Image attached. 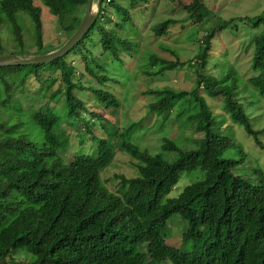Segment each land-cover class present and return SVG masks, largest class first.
<instances>
[{
	"label": "trees",
	"instance_id": "16d2710c",
	"mask_svg": "<svg viewBox=\"0 0 264 264\" xmlns=\"http://www.w3.org/2000/svg\"><path fill=\"white\" fill-rule=\"evenodd\" d=\"M87 1L41 0L59 19L65 40L79 26L82 16L77 11L84 10ZM189 1L187 12L200 19L199 12L205 4L201 0ZM139 4H147V0H129L128 8L114 0L109 3L102 0L91 30L66 55L47 64L0 68L3 110L15 99L19 87L33 76L51 98L63 96L68 119L84 121L85 126L92 124L91 128L86 127V134L97 144L93 155L77 154L66 163L62 150L68 143L54 132L60 122L56 114L32 112L30 123L41 136H34L32 130L23 131L22 121L9 123V119L0 115V264L13 258L14 253H22L26 264H264V175L255 169L252 172L255 182L242 177L238 168L245 158L237 145L240 156H225L234 144L217 133L220 128L213 126L206 97L199 91L200 88L206 91L211 99L225 97L230 119L262 146L257 138L261 131L251 127L242 105L232 98L237 87L235 79L200 73L205 68L213 37L218 30L227 28L229 22L203 31L196 55L198 63H193L197 67L194 87L179 91L165 87L144 93L155 98L145 114L157 118L151 125H142L146 118L143 117L123 131L100 125L104 137L94 132L95 123L102 117L97 109L90 111L76 91L88 89L98 106L105 109L118 107V99L112 93L90 85L84 87L80 80L113 82L100 65L102 57L111 54L119 60L120 52L134 56V44L125 38L122 24H132L130 12L137 10ZM113 13L121 17L120 24L113 22ZM20 15L29 16L36 36V49L28 53L51 51L42 44L41 9L34 0H0V28L8 24L19 48V52L6 54L0 38V56L25 54ZM180 22L168 18L156 24L155 38H161ZM187 26L181 24L180 28L184 30ZM260 26L262 30L255 37L251 58L254 76L247 83L264 103V17L253 18L252 27ZM92 30L99 36L100 51L97 56L87 58L81 48ZM75 53L82 55V72L67 61L68 55ZM172 53L175 61L149 53L145 59L148 69L143 74L160 76L180 67L178 55ZM4 69L10 71L4 74ZM44 72L48 78L43 82ZM11 75L16 77L15 81L10 82ZM57 81L58 88L52 91ZM175 109L174 118L179 126L169 135L162 131ZM186 128L192 136L180 147L175 138L179 130ZM134 134L159 137V144L152 150ZM187 143L194 146L185 147ZM115 146L132 160L135 175H114L113 182H117L112 184L114 192L102 180L101 173L113 162ZM183 174L200 178L170 196ZM168 225L179 227L180 245L167 242L172 239Z\"/></svg>",
	"mask_w": 264,
	"mask_h": 264
},
{
	"label": "rangeland",
	"instance_id": "374dc122",
	"mask_svg": "<svg viewBox=\"0 0 264 264\" xmlns=\"http://www.w3.org/2000/svg\"><path fill=\"white\" fill-rule=\"evenodd\" d=\"M124 8H128L129 0H114ZM205 5L199 12V18L195 19L192 12H187V7L190 5L189 0H147V4H139L138 9L130 12L132 24L123 23L125 38L129 39L134 44V56L120 52L119 60H115L111 54H105L100 63L113 82L99 84L95 79L82 78L80 82L84 87L94 86L112 93L119 102L118 107L105 109L98 106V102L93 94L88 89L76 91L78 97L81 98L88 109L94 110L102 120L96 122L94 132L99 137H104L105 134L100 132V125L105 128L115 127L119 131H123L130 123L141 122L142 125H151L156 120L153 115L147 113L148 104L155 101V98L144 93L147 90H160L162 88H172L176 91L189 90L195 84V71L197 70L196 55L199 52V39L203 35V31L218 27L219 24L229 22L227 28L218 30L211 41V50L205 61V68L201 69L200 73L207 76L225 75L229 80L235 79L236 89L232 92V98L242 105L247 118L250 121L251 127L255 131H261L258 135V140L262 143L257 144L253 136L248 135L244 128L238 123L232 121L229 113L226 112L228 101L225 97L211 99L207 97L206 91L199 89L200 94L205 98L209 110L213 126H219L217 133L220 136L226 137L234 144L230 150L225 153L226 157H238L240 154L235 145L242 148L245 162L239 166L243 178L248 181L255 182V176L252 172L259 169L264 175V103L259 97L257 91L253 89L247 82L254 76L251 69V58L254 51L255 37L262 30L252 27V20L255 17H264V0H201ZM34 4L41 9L42 21V44L45 49L52 50L59 47L65 41V34L59 26V19L54 17L45 7L41 0H34ZM185 6V7H184ZM85 9L80 8L77 13L79 16L84 15ZM110 13V11H108ZM112 20L115 24L121 23V17L115 13L112 14ZM168 18H175L180 23L172 26L161 37L155 38L153 34L154 26ZM19 23L22 26L23 36L22 50L26 54L36 49V36L33 31V25L29 16L20 15ZM231 21H233L231 23ZM110 28H113V24ZM188 25L184 30L180 25ZM133 26V28H132ZM200 28V29H199ZM115 29V27H114ZM1 45L5 48L6 54L10 52H19L18 44L15 41V36L12 29L7 23H4L0 28ZM99 36L95 30L89 34L86 39V45L82 47L83 55L87 58L94 55L97 56L100 51L98 42ZM87 50V51H86ZM90 52V55L88 54ZM174 52L178 55V60L182 65L174 71L167 72L160 76L147 77L143 72L148 69L145 65V59L149 53H153L168 61H175ZM18 54L19 53H14ZM33 54V53H31ZM40 54V53H39ZM78 72H82L84 61L82 55L70 54L67 57ZM192 65V67H190ZM204 63H201L203 65ZM10 70L4 69L2 73L7 74ZM153 71V70H152ZM22 75V74H20ZM87 75V73H85ZM48 78V73L44 72L43 82ZM10 82L15 81L16 77L9 76ZM117 82V83H116ZM58 88V81L52 85L51 90ZM41 89H43L41 93ZM15 99L10 104L11 107H0V115L9 123L20 120L24 123L22 130L28 132L32 130L34 136H41L37 128L30 123L29 118L33 111L37 112H53L60 118V122L54 128V132L59 134L61 138L66 139L68 145L62 150L64 160L70 163L77 154L93 155L97 144L93 143L86 134V129L91 128L92 124L85 126L84 121L70 120L66 116V107L62 95L51 98L44 91V87L33 76L27 79L26 83L19 87L15 92ZM16 109V110H15ZM175 110L172 111L171 120H169L166 128L162 132L171 134L177 131L178 121L175 120ZM85 117L88 114L84 113ZM188 116V115H187ZM184 118H186L184 116ZM175 120V121H174ZM87 127V128H86ZM137 128H134V133ZM175 140L182 147L188 138L194 132V127H191V133L186 129L178 131ZM133 137L141 138L142 145L145 144L152 150L159 144L158 138L152 136L143 137L142 134H134ZM134 139V138H133ZM38 141V140H37ZM139 142V140H137ZM192 143V142H191ZM187 143L185 147H193L194 145ZM118 144V143H117ZM116 147V146H115ZM150 150L152 154L154 151ZM91 155V156H92ZM132 160L128 156L121 153L118 148H115V157L113 162L106 170L101 173V178L106 181L109 189L115 192L113 182L114 175L124 174L127 177L135 175V169L131 164ZM197 178V179H196ZM197 175L183 174L170 196H175L182 189L198 180ZM179 228V227H178ZM175 226L168 225V230L171 231V240L168 243H179L180 231ZM19 253V252H17ZM26 257L22 253L19 255L14 253L13 258L4 260L1 264H26ZM170 264V263H165Z\"/></svg>",
	"mask_w": 264,
	"mask_h": 264
},
{
	"label": "water",
	"instance_id": "95a60500",
	"mask_svg": "<svg viewBox=\"0 0 264 264\" xmlns=\"http://www.w3.org/2000/svg\"><path fill=\"white\" fill-rule=\"evenodd\" d=\"M102 0H88L77 29L59 47L44 54H9L0 56V68L51 63L71 51L91 30L101 9Z\"/></svg>",
	"mask_w": 264,
	"mask_h": 264
},
{
	"label": "built area",
	"instance_id": "2783aa9c",
	"mask_svg": "<svg viewBox=\"0 0 264 264\" xmlns=\"http://www.w3.org/2000/svg\"><path fill=\"white\" fill-rule=\"evenodd\" d=\"M112 0H106V3H109V2H111Z\"/></svg>",
	"mask_w": 264,
	"mask_h": 264
}]
</instances>
